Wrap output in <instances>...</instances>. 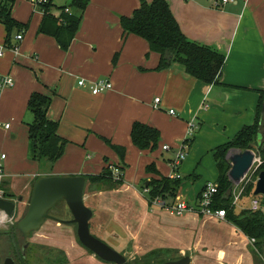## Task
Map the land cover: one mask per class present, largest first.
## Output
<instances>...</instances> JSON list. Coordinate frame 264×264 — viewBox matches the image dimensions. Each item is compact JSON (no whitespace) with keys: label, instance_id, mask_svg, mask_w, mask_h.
<instances>
[{"label":"crops","instance_id":"obj_1","mask_svg":"<svg viewBox=\"0 0 264 264\" xmlns=\"http://www.w3.org/2000/svg\"><path fill=\"white\" fill-rule=\"evenodd\" d=\"M72 1L54 0V5L57 9L69 7ZM167 1L189 40L225 54L221 85H206L177 67L156 70L160 56L144 39L125 34L121 26L122 17L132 16L141 0H89L67 51L55 38L38 33L43 14L27 2H17L12 11L18 22L29 25L18 55L6 47L7 32L0 23V50L4 53L0 77L14 80V86L0 90V187L6 186L1 189L9 197L4 198L17 202L16 210L29 207L36 179L43 176H94L118 166L124 168L123 183L146 182L147 188L155 178L147 167L155 163L162 176L170 179L172 162L190 138L193 145L178 171L180 178H190L183 181L175 201L193 204L206 185L217 181L215 150L255 123L260 92H264V0H235L223 6H216V0ZM101 79L113 84L112 91L95 96L78 84ZM34 93L52 98L48 115L59 122L58 133L68 141L65 155L54 165L33 161L29 155L28 125L34 117L27 106ZM156 98L161 99L159 109H155ZM136 122L160 131L157 150L140 151L133 145L131 130ZM191 123L195 124L193 137L189 135ZM4 124H10V129ZM102 138L126 148L125 162ZM86 180L85 192L90 187ZM105 189L110 188L100 191ZM100 191L87 192L85 201ZM170 216L173 219L165 221V227L173 231V243L201 227L205 219L229 222L197 213ZM131 247L129 253L137 259ZM165 251L172 254L175 250L160 247V258L148 264L187 256L182 249L169 259L163 255ZM190 258L193 264L195 259Z\"/></svg>","mask_w":264,"mask_h":264},{"label":"trees","instance_id":"obj_2","mask_svg":"<svg viewBox=\"0 0 264 264\" xmlns=\"http://www.w3.org/2000/svg\"><path fill=\"white\" fill-rule=\"evenodd\" d=\"M17 2L15 0H7L0 10V23L6 28L5 45L8 48L14 46L12 44L14 32L17 34L24 32L25 35L29 28L28 24H22L12 16L13 8ZM88 5L89 0H73L69 7L59 8L62 11L65 8H69L71 12H62L59 17H56L53 14L52 8L48 7L43 15L38 33L55 38L62 50L67 51L80 28L83 13ZM121 26L125 34L135 35L144 39L148 43L150 50L160 56L159 65L156 68L157 71L160 72L171 67H177L188 76L206 85H221L226 62L225 54L189 40L182 31L167 0H153L151 3L147 0H141L140 8L132 16L122 17ZM114 62H117V56L114 58ZM51 105L52 98L50 96L41 93L31 95L27 108L33 115L34 121L28 125V137L30 158L38 163L48 162L54 165L65 155L68 141L58 133L59 122L52 120L48 115ZM263 106L264 92H260V102L255 123L244 127L233 140L215 150L214 158L217 163L219 176L214 183L218 190L214 196L212 206L214 210H225L226 219L236 226L246 237L259 240L264 239V221L261 218L260 210L253 212L250 208L240 211L239 214L235 213L236 206L233 205L234 183L229 178V171L232 166L228 156L232 151L243 152L251 149L254 144H258V138L261 136V147L257 151L262 161V170L264 171ZM160 138V131L149 125L136 122L132 127V143L140 151L153 152L157 150ZM104 140L119 156L122 163L125 162L127 155L126 148L114 145L109 140ZM193 141V138L187 141L189 147L187 153L192 147ZM109 171L108 167L100 175L86 176V179L90 181V187L87 191L95 192L105 187L112 188L123 184V178L116 181L112 178V173ZM122 171H124V168ZM147 172L155 176L147 187L149 190V194H147L149 202L158 198L167 202L168 200L174 202L183 181L190 178L188 176L172 180L164 177L157 169L155 163L148 165ZM207 186L204 187L199 198ZM250 191H253V189L249 188L247 191L245 190V193L248 194ZM5 197L8 198L9 195L5 193ZM16 231L18 234H21L17 228ZM132 263L144 264L137 261Z\"/></svg>","mask_w":264,"mask_h":264},{"label":"rangeland","instance_id":"obj_3","mask_svg":"<svg viewBox=\"0 0 264 264\" xmlns=\"http://www.w3.org/2000/svg\"><path fill=\"white\" fill-rule=\"evenodd\" d=\"M13 36L16 37L15 32ZM216 90L219 91V88ZM210 101L215 102V100ZM254 152L257 159L255 165L245 180L238 187L235 184L233 187V195L234 192L244 191L236 206V214L250 209L252 199L255 197L253 193L258 177L263 171L262 161L256 148ZM165 153L169 154V152ZM237 153L238 151H232L230 156ZM116 168L119 167H109V172L113 173ZM145 183L133 184L127 181L100 191L92 200L85 201L88 208L92 211L96 210L95 217L90 221L91 233L94 237L131 262L147 264L153 259L158 260L161 254L157 250L160 247H170L175 251H171L172 254L165 251L163 254L165 258L171 259L170 257H174L184 249L187 256L194 257L193 264H264V239H249L229 222H208L205 219L201 227L189 231L186 238L182 237L181 240L177 239L173 243L170 240L173 231L169 232L165 227L167 226L165 221L173 218L168 211L148 201L147 193L144 191ZM3 186L1 188L5 189L6 186L4 188ZM249 188L253 191L246 194L245 190ZM256 198L260 201V213L264 221V197ZM168 202L171 203V200ZM20 210V207L15 210L11 220L5 219L0 222V264H3L8 257L13 258L16 264H109L94 257L82 246L77 237L76 225H63L47 220L31 239L25 240L17 233L16 228L19 221L26 216L28 208L26 207L25 211ZM51 215L61 220H72L65 202H59L51 211ZM174 220L179 218L175 217ZM26 244H30L29 249L22 251V247ZM61 245L65 249H61ZM131 246L138 256L136 260L134 255L129 253ZM24 255L26 260L23 258Z\"/></svg>","mask_w":264,"mask_h":264},{"label":"water","instance_id":"obj_4","mask_svg":"<svg viewBox=\"0 0 264 264\" xmlns=\"http://www.w3.org/2000/svg\"><path fill=\"white\" fill-rule=\"evenodd\" d=\"M264 114V106H263ZM262 138L259 136L258 144L246 151H238L233 156H228L231 163L229 171L230 180L239 186L247 177L256 163L254 148L261 147ZM86 177L79 176H43L34 184L28 207V212L17 224V230L25 240L31 239L33 234L41 229L47 220H54L61 224L77 226V236L84 248L94 256L109 264H131L128 259L112 249L103 241L94 237L91 233L90 221L94 212L85 204ZM149 184L147 183V186ZM253 196L264 197V171L258 177ZM59 202H65L72 220H60L51 215V211ZM17 202L0 198V213L8 219H12ZM27 247V246H25ZM191 258L185 256L177 261H168L163 264H190ZM5 264H14L12 259H7Z\"/></svg>","mask_w":264,"mask_h":264},{"label":"built area","instance_id":"obj_5","mask_svg":"<svg viewBox=\"0 0 264 264\" xmlns=\"http://www.w3.org/2000/svg\"><path fill=\"white\" fill-rule=\"evenodd\" d=\"M6 1L7 0H0V10L6 4ZM16 1H18V2L23 1V2H27V3L31 4L36 12H39L43 15L45 14L46 9H48V7L52 8L53 14L56 17H59L62 12L63 13H70L71 12V10L69 8H65L64 11H62L61 9L59 10V9L55 8L54 7L55 6L54 0H15V2ZM234 2H235V0H216V6H223V5H226L229 3H234ZM23 40H24V32L18 33L16 35L17 43H15L14 46L9 48V49L12 50L16 55H18L19 51H20V43ZM3 55H4V53H3V50L1 49L0 50V58ZM78 84L80 87L88 88L89 91L95 96L107 93L109 91H112V89H113V84L108 79H101V80H97V81L80 80ZM12 86H14V80L11 76L0 77V90H3L7 87H12ZM160 103H161V99L156 98L155 99V109L160 108ZM170 114L173 115L174 110H170ZM2 126L5 129H10V124H4ZM194 134H195V124L191 123L189 135H190V137H193ZM190 139H192V138H190ZM187 141H189V140H186L184 142L182 149L176 154L175 161L172 162L173 174H172V176H170V179H172V180L180 178L178 171H179V167L183 164V162L186 158V155H187V150L189 148ZM168 149H169L168 146H164V150H168ZM3 158H5V156H3ZM123 175H124V172L120 168H116L113 170L112 176H113L114 180L118 181V180L122 179ZM1 176H2V171L0 169V177ZM217 190H218V188L215 184H209L207 186L206 190L203 191V193H202L201 197L198 199V201H196L193 204H190V203H187L184 201H174V202L169 203V202L164 201L160 198H158L154 201H151L150 203L157 205L160 208H163L166 211H168L170 214L176 215V216H184L185 214H188V213H197V214H200L203 216L214 217V218L224 220V219H226L225 210H214L212 208L214 196L217 193ZM144 191H145V193L149 194V190L147 188H145ZM242 191L243 190H240L239 193L234 192V200H233L234 206H237V204L239 203L240 198L242 196ZM0 198H4V191L1 189V187H0ZM250 208L253 212H257L261 209L260 201L258 200V198L255 197L252 199V203H251ZM253 243H254V241H253Z\"/></svg>","mask_w":264,"mask_h":264},{"label":"flooded vegetation","instance_id":"obj_6","mask_svg":"<svg viewBox=\"0 0 264 264\" xmlns=\"http://www.w3.org/2000/svg\"><path fill=\"white\" fill-rule=\"evenodd\" d=\"M4 196H5V194H4ZM57 218V217H56ZM57 219H59V218H57ZM8 220H10V219H8ZM7 220V221H8ZM61 220V219H60ZM6 221V222H7ZM51 221H54V220H51ZM54 222H56V223H59V222H57V221H54ZM61 224V223H60ZM63 225H65V224H63ZM73 225H75V224H73ZM30 245V244H29ZM29 245H25V246H27V247H22L23 249H22V251H26V250H28L29 249ZM86 249V248H85ZM87 250V249H86ZM88 252H90L89 250H87ZM91 253V252H90ZM96 257V256H95ZM10 257H8V258H6L5 260H4V262H3V264H5V262H6V260L7 259H9ZM23 258L25 259L26 258V256L24 255L23 256ZM98 258V257H97ZM10 259H12L13 260V262H14V264H16V261L13 259V258H10ZM99 259V258H98ZM26 260V259H25ZM102 261V260H101ZM104 262V261H103ZM131 264H132V262L131 261H129ZM166 262H168V261H157V262H154V263H149V264H163V263H166Z\"/></svg>","mask_w":264,"mask_h":264},{"label":"bare ground","instance_id":"obj_7","mask_svg":"<svg viewBox=\"0 0 264 264\" xmlns=\"http://www.w3.org/2000/svg\"><path fill=\"white\" fill-rule=\"evenodd\" d=\"M6 218L4 217V215H0V222L5 220Z\"/></svg>","mask_w":264,"mask_h":264}]
</instances>
